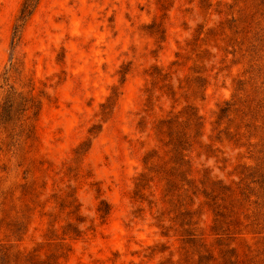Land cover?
<instances>
[{
  "label": "rangeland",
  "instance_id": "rangeland-1",
  "mask_svg": "<svg viewBox=\"0 0 264 264\" xmlns=\"http://www.w3.org/2000/svg\"><path fill=\"white\" fill-rule=\"evenodd\" d=\"M23 1L0 0V243L264 264V0H39L16 34Z\"/></svg>",
  "mask_w": 264,
  "mask_h": 264
},
{
  "label": "trees",
  "instance_id": "trees-1",
  "mask_svg": "<svg viewBox=\"0 0 264 264\" xmlns=\"http://www.w3.org/2000/svg\"><path fill=\"white\" fill-rule=\"evenodd\" d=\"M39 4V0H24L21 6L20 14L17 19V25L15 26V33H19L27 24L30 17L33 15L35 9ZM15 34V36H16ZM15 100L14 96L9 97L5 104H11L10 108L12 107V102ZM28 104H26L25 112L37 109L39 103L34 100V98H30L26 100ZM38 104V105H37ZM105 105H102L104 107ZM4 110V107H3ZM7 109L5 108V112ZM1 119L4 121V117ZM25 134L27 139H30L34 134V126L33 125H25ZM98 212L101 214L102 217H107L111 213V208H107L105 210H101L98 208ZM21 227V223H17V231ZM63 235L64 237H71V238H79L81 235V231L79 228L73 224H68L63 228ZM18 233V232H17ZM64 240V239H63ZM59 258L56 255L47 256L45 260H41L38 258L35 251L28 252V251H20V250H12L10 247H6L4 244L0 243V264H59Z\"/></svg>",
  "mask_w": 264,
  "mask_h": 264
}]
</instances>
